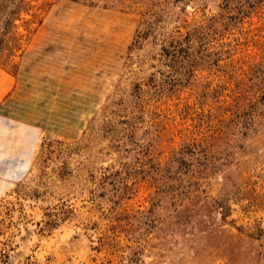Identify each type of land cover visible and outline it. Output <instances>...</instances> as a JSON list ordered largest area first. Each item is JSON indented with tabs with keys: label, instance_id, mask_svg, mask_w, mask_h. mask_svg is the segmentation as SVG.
I'll list each match as a JSON object with an SVG mask.
<instances>
[{
	"label": "rangeland",
	"instance_id": "obj_1",
	"mask_svg": "<svg viewBox=\"0 0 264 264\" xmlns=\"http://www.w3.org/2000/svg\"><path fill=\"white\" fill-rule=\"evenodd\" d=\"M0 76V264H264V0H0Z\"/></svg>",
	"mask_w": 264,
	"mask_h": 264
},
{
	"label": "crops",
	"instance_id": "obj_2",
	"mask_svg": "<svg viewBox=\"0 0 264 264\" xmlns=\"http://www.w3.org/2000/svg\"><path fill=\"white\" fill-rule=\"evenodd\" d=\"M1 77V76H0ZM9 89V83L8 82H3L0 83V121L2 122H7L13 126H23L32 130H36V127H34V125H32L30 122L27 121H16V117L14 118L12 114H9L5 111L4 106L5 105H9L10 101H9V97L10 96H6L3 92L5 89ZM4 95L6 97H4ZM20 119V118H19Z\"/></svg>",
	"mask_w": 264,
	"mask_h": 264
}]
</instances>
